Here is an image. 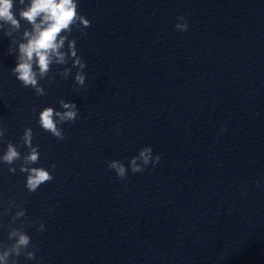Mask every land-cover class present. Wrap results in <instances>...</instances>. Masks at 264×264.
Wrapping results in <instances>:
<instances>
[{
	"label": "clouds",
	"instance_id": "clouds-1",
	"mask_svg": "<svg viewBox=\"0 0 264 264\" xmlns=\"http://www.w3.org/2000/svg\"><path fill=\"white\" fill-rule=\"evenodd\" d=\"M17 3L22 7L19 9L17 18L14 9ZM25 0H0V30L5 24L12 30H19L20 21L24 20L32 26L31 31L24 32L25 42L19 44L18 55L15 67L11 69L12 74L25 88L34 90L36 96L46 95L45 88L39 83L48 78L55 80V75L49 77L53 71V65L64 66L57 69L56 75L67 80L72 75V70L76 69L74 82L77 91L86 84V62L78 54L75 39H70L73 27L79 26L78 30L82 35H86L85 29L91 27V22L80 14L78 0H29L26 6ZM174 25L177 31H186L189 27L186 18L181 15ZM11 33H5L10 35ZM67 43V47H65ZM9 54H12L11 48ZM69 62L71 66L68 67ZM61 110H56L52 106H46L39 111V127L50 133L58 140L65 138V132L61 127L65 123H74L79 114L77 105L73 102H66L64 99L57 101ZM35 112V109H33ZM8 126L0 122V144L6 143V150L0 153V164L8 166V172H17V162L19 172L26 174L25 188L29 193L35 192L38 188L51 182L54 177L51 171L46 168L33 167L40 163L39 145H33V129L26 127L16 144L7 140L6 132ZM225 129H221L224 131ZM26 148L27 152L22 154L20 149ZM160 161L159 155L153 154L151 146L140 148L138 156L130 161L132 173H142L149 165L155 167ZM51 169L56 165L52 164ZM107 168L113 170L120 180L127 179V169L118 160L107 162ZM257 188L261 187L259 181L254 182ZM7 207L0 212V216H11L7 225H0L7 229V239L0 240V264H19V258L23 256L26 261L36 260V253L39 249L32 243L30 235L25 231V223L35 224L37 231H46L45 224L39 221H30L27 218L24 202L9 200ZM13 207L16 211L12 212ZM19 221V226H13Z\"/></svg>",
	"mask_w": 264,
	"mask_h": 264
}]
</instances>
